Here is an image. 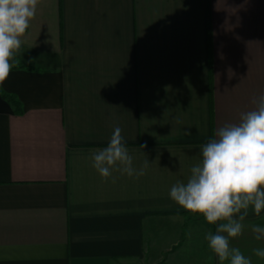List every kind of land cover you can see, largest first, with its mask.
<instances>
[{
    "label": "crops",
    "instance_id": "obj_1",
    "mask_svg": "<svg viewBox=\"0 0 264 264\" xmlns=\"http://www.w3.org/2000/svg\"><path fill=\"white\" fill-rule=\"evenodd\" d=\"M23 39L0 86L23 110L0 96V264H220L169 191L264 94V0H41ZM116 125L149 166L113 183L90 157ZM244 224L231 245L264 264V211Z\"/></svg>",
    "mask_w": 264,
    "mask_h": 264
},
{
    "label": "clouds",
    "instance_id": "obj_2",
    "mask_svg": "<svg viewBox=\"0 0 264 264\" xmlns=\"http://www.w3.org/2000/svg\"><path fill=\"white\" fill-rule=\"evenodd\" d=\"M41 0H0V86L16 67V57L24 36L35 18ZM254 106L240 113L236 123H225L201 150V160L190 169L186 181H177L169 191L170 199L192 215L200 216L214 228L205 235L210 251L220 264H252L250 256L231 245L245 229L249 210L256 216L264 211V94L254 96ZM118 125L107 146L91 154L92 167L103 181L117 179L113 172L139 178L149 166L139 169ZM187 135L191 133L186 132ZM146 147V145H141ZM257 241L264 240V227L251 225ZM253 254L264 259V248Z\"/></svg>",
    "mask_w": 264,
    "mask_h": 264
},
{
    "label": "trees",
    "instance_id": "obj_3",
    "mask_svg": "<svg viewBox=\"0 0 264 264\" xmlns=\"http://www.w3.org/2000/svg\"><path fill=\"white\" fill-rule=\"evenodd\" d=\"M0 96L12 107L15 114L20 115L23 112L22 105L14 94L6 93L0 88Z\"/></svg>",
    "mask_w": 264,
    "mask_h": 264
}]
</instances>
